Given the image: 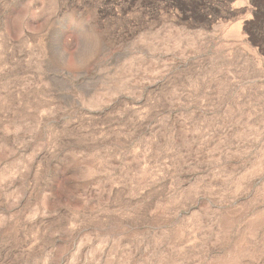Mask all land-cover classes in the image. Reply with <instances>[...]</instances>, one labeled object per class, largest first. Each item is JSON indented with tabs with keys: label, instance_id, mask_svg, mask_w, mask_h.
<instances>
[{
	"label": "rangeland",
	"instance_id": "obj_1",
	"mask_svg": "<svg viewBox=\"0 0 264 264\" xmlns=\"http://www.w3.org/2000/svg\"><path fill=\"white\" fill-rule=\"evenodd\" d=\"M0 264H264V0H0Z\"/></svg>",
	"mask_w": 264,
	"mask_h": 264
}]
</instances>
